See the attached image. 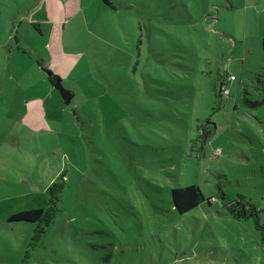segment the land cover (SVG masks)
<instances>
[{
	"label": "rangeland",
	"instance_id": "1",
	"mask_svg": "<svg viewBox=\"0 0 264 264\" xmlns=\"http://www.w3.org/2000/svg\"><path fill=\"white\" fill-rule=\"evenodd\" d=\"M112 1L0 0V264H264L255 218L222 207L264 225V0ZM56 181L31 246L37 224L9 217ZM192 183L215 200L180 215Z\"/></svg>",
	"mask_w": 264,
	"mask_h": 264
},
{
	"label": "trees",
	"instance_id": "2",
	"mask_svg": "<svg viewBox=\"0 0 264 264\" xmlns=\"http://www.w3.org/2000/svg\"><path fill=\"white\" fill-rule=\"evenodd\" d=\"M102 1L107 6L116 9V4L112 0ZM262 48L264 53V37L262 39ZM40 65L47 73L51 85L60 93L64 103L70 104L75 98L74 91L64 85V81L60 75L52 71V69L45 68L41 63ZM233 76L236 79V76ZM219 80L220 87L217 95L219 97H223L224 89H222V87L226 85V81L231 80L228 76L223 74L218 76V81ZM207 125L208 127H204L202 129V139L204 143H207L217 131V124L211 120V117L207 120ZM62 178H64L63 175ZM65 189L66 185L64 181L53 182L49 185L46 191L49 199L45 207L21 210L9 217L10 222H29L37 224L31 246H35L34 242H38L45 237L47 230L55 222L56 218L61 212L60 202ZM219 191L222 190L219 189ZM225 196V193L222 191L220 193V199L224 200ZM171 198L174 210L180 215H184L192 211L203 203L211 205V202L215 200V197H206L202 187L197 183L172 188ZM222 207H225L232 218L237 221L248 220L251 217L255 218L258 229H261L262 231V241L264 242V225H261L258 216L259 210L254 204L241 196L239 200H234L231 203H224Z\"/></svg>",
	"mask_w": 264,
	"mask_h": 264
},
{
	"label": "built area",
	"instance_id": "3",
	"mask_svg": "<svg viewBox=\"0 0 264 264\" xmlns=\"http://www.w3.org/2000/svg\"><path fill=\"white\" fill-rule=\"evenodd\" d=\"M229 79H230L231 81H233V80H235V77H234V76H230ZM223 89H224V92L228 94V90L225 88V86H224Z\"/></svg>",
	"mask_w": 264,
	"mask_h": 264
}]
</instances>
